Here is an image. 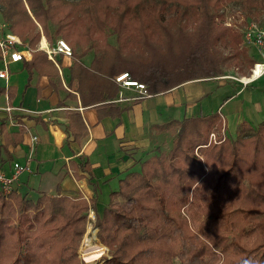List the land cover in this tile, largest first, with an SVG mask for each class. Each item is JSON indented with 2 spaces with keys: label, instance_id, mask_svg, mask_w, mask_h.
<instances>
[{
  "label": "trees",
  "instance_id": "trees-1",
  "mask_svg": "<svg viewBox=\"0 0 264 264\" xmlns=\"http://www.w3.org/2000/svg\"><path fill=\"white\" fill-rule=\"evenodd\" d=\"M228 4L252 16L264 13V0H0V21L33 51L24 62L27 71L52 64L44 52L35 51L40 36L86 45L80 52L73 47L69 68L82 103L92 95L111 98L116 91L112 78L125 73L153 95L187 81L223 76L226 58L213 47L222 42L232 47L237 37L214 20ZM168 10L194 15L193 30L177 26L171 31L163 25ZM155 32L166 45L164 52L152 41ZM98 33L103 35L99 43ZM134 35L147 53L144 63L122 56L125 39ZM109 36L116 45L106 42ZM87 52L92 61L84 67L79 59ZM3 94L10 101L11 90L0 87ZM218 124V115L212 114L164 125L178 127L172 149L125 174L95 218V238L109 252L101 264H264V209H250L264 207V121L254 128L242 123L233 139L205 147ZM188 149H197L202 161ZM116 197L123 203L117 204ZM86 211L79 197L40 194L31 201L15 191L0 194V264L9 251L8 264H60L68 249L53 254L56 234L68 232L72 243L78 240ZM195 213L201 221L193 218ZM43 223L53 226L44 239L34 234Z\"/></svg>",
  "mask_w": 264,
  "mask_h": 264
},
{
  "label": "crops",
  "instance_id": "crops-1",
  "mask_svg": "<svg viewBox=\"0 0 264 264\" xmlns=\"http://www.w3.org/2000/svg\"><path fill=\"white\" fill-rule=\"evenodd\" d=\"M91 58L87 52L79 63L88 67ZM29 60L10 65L7 81L0 80V87L12 92L10 101H5L6 94L0 96V108L22 110L11 114L20 128L9 126L0 112V169L8 174L12 163L23 165L29 153L27 135L35 136L30 173L18 176L14 191L31 201L40 194L79 197L86 204L85 217L92 212L100 218L119 180L159 153L172 129L163 128L167 123L216 114L222 133L235 136L240 124L254 128L264 121V90L250 89L258 79H199L126 104L114 102L115 94L108 99L88 96L81 103L77 81L69 75L70 57L52 54L46 57L51 66L39 72L26 70L24 62ZM208 82L213 87L202 84ZM229 83L232 90L221 95L218 88ZM209 97L217 106L200 115V105ZM114 200L123 203L119 197Z\"/></svg>",
  "mask_w": 264,
  "mask_h": 264
},
{
  "label": "rangeland",
  "instance_id": "rangeland-1",
  "mask_svg": "<svg viewBox=\"0 0 264 264\" xmlns=\"http://www.w3.org/2000/svg\"><path fill=\"white\" fill-rule=\"evenodd\" d=\"M69 1H73V0H69ZM91 17H89L90 20ZM194 23H195V16L192 14H187V15H183L180 12H173L171 10H168L167 12H165L164 15V22L163 25H165L167 28H169L171 31H175L177 26H181V27H185V31L186 32H191L194 28ZM214 23L217 25L222 26L225 29H228L231 33H233L234 35H236V40L237 42L230 47L229 45H227L225 42L216 44L213 47V50L215 53H218L219 55L223 56L226 58L225 63L222 64L221 66V70L223 71V76H219V77H227L226 80H239V81H246L247 78L250 77L251 74V69L254 63H258L261 62V59L255 55L254 50L252 49V47H250L243 39H242V34L243 31L249 26V24L254 25L255 27L258 28H264V13L257 15V16H252L248 13H245L244 11L240 10V6L238 4H228L227 6H224L223 8L219 9L217 12V16L214 20ZM36 28L38 29V27L36 26ZM39 30V29H38ZM103 35H101L100 33L96 34V38L95 39L97 43H99V41L101 40ZM43 37L40 36L39 41H41ZM134 39H138L137 35H134V38H126L125 42L123 44V49H122V56L124 58H128L130 60H134V61H138L141 63H144L148 60L147 58V53L145 52V50L143 48H141L140 46H137V44L134 42ZM21 40V39H20ZM43 40L45 41V46H48V48L53 47L54 41L56 40H61L59 38L56 39H50V41H46L44 38ZM38 41V42H39ZM64 44H66V46H68L71 50V52L73 51V47L76 50V52H80L85 50L86 45L80 43L79 46H73L71 45L68 41H63L61 40ZM152 41H155V44L157 46V48L160 50V52H164L165 51V43L163 42L162 38L158 36V33H154V36L152 38ZM106 42L108 44L111 45H116L114 44V37L113 36H109L106 39ZM40 43V42H39ZM39 43H37L35 45V51L40 48L38 46ZM46 48V47H45ZM41 49V48H40ZM38 51H42L39 50ZM53 68V66H52ZM257 80V79H256ZM205 86H209V87H213V83H202ZM232 83H229V85L226 87H219L218 89H221V95L226 94L225 93V89H227V91H231ZM238 88V85L234 84L233 85V90H236ZM251 90L253 91H259V90H264V76H262L260 79L258 78V81L253 82V87H250ZM216 100H214V97H209L207 99L204 100V102L202 103V105H200V115H206L209 114V112L216 108L217 105H215ZM220 104V103H219ZM198 106L195 109V112H198ZM212 110V111H214ZM198 114V113H195ZM264 120V119H263ZM177 126L172 127L171 131L168 132V136L166 138V140L161 143L160 145V149L162 150V152H160V149L158 150L159 153L162 154H166L168 153L171 149V142L172 140L175 138L176 133H177ZM213 135V138L210 139V135ZM234 138V135H226L222 133L221 130V123L219 122L218 124V129L216 128H212L211 131L209 132V134L207 135L206 138V142H205V147H211V146H215L216 144H219L221 141L223 140H231ZM188 154H192L194 155L197 159L202 161V158L198 152L197 149H188ZM158 154V153H157ZM177 163V160H175V164ZM180 167H182L181 165H179ZM208 168V166H207ZM217 171L216 168H214V170L211 171V175H213L214 171ZM214 179V177H213ZM212 185L211 182H209V187ZM116 202V201H115ZM121 202V201H120ZM117 203V202H116ZM117 204H122V203H117ZM250 209H256V210H263L264 207H255L252 206L250 207ZM181 216H185V211L181 210L180 212ZM199 213H195V216L193 217L195 220L201 221L202 216L198 215ZM84 233L81 237H79L78 240H76L75 242L72 243L73 238H71L70 234L68 232L63 233L62 235L60 234H56L57 235V239L58 243L56 245H54L55 247H53V254L55 255V251L56 249H64L67 248L68 250H64L65 254H63L62 256L64 258L60 259V264H72L75 263L76 264H101L102 259L104 258H108L109 256V252H107V249L103 246L100 245L98 243L97 238H95V235L97 233V228H96V223H95V218L93 220V224L91 226V230H93V234H91V236H94L96 243H98L99 246L96 247V249H93V252L95 253H99L100 251H98L97 249L100 247L103 248L104 252L101 254V256L94 260L91 261V263L84 261L85 257H84V251L82 248V244L83 241L89 236H87L86 234V230L88 228V224H87V220L85 218L84 221ZM191 227L195 230V225L191 224ZM53 226L51 225H47V224H42L41 227H38V229L35 231V235H39V237L41 238H46L48 236H50L53 231H52ZM75 246V247H74ZM75 254V260L73 262V260L71 259V257H69V255L71 254L70 252H72ZM79 252V253H78ZM83 254V255H82ZM2 255H6L7 258L6 260H4V262H2L3 264H8L10 263L12 260H9L10 257V251L3 253ZM80 255V256H79ZM8 260V261H7ZM69 260H72V262H69Z\"/></svg>",
  "mask_w": 264,
  "mask_h": 264
},
{
  "label": "built area",
  "instance_id": "built-area-1",
  "mask_svg": "<svg viewBox=\"0 0 264 264\" xmlns=\"http://www.w3.org/2000/svg\"><path fill=\"white\" fill-rule=\"evenodd\" d=\"M242 39L250 46L255 52L261 62L254 63L251 69L250 77L246 81L252 82L258 79L262 74H264V28L255 27L252 24L243 31ZM40 49L46 54V57L50 59L52 54H59L63 57H70L71 50L66 44L61 40L54 41L53 47ZM37 49V50H38ZM33 51L26 47L15 34L11 33L7 25L0 21V80L7 81L8 79V68L10 65L21 63V61H26L31 58ZM259 67L258 74H255V68ZM227 77H221V79H226ZM115 84V98L114 102L119 103H129L133 101H139L141 99L149 98L150 94L143 84H138L133 81L128 74H120L113 78ZM5 101L7 97L5 96ZM21 111V109H15L7 105L4 108H0V112H3L6 116L9 126L20 128L19 124L12 119V112ZM26 135L28 132H26ZM29 136V146H28V155L25 158L23 165H18L16 163L11 164V169L8 174L3 172L0 169V194L2 196L9 195L14 191V186L17 182V178L21 174L30 173L29 163L32 162V157L34 154V146L36 144V137ZM213 138V135H210V139ZM86 220L88 228L91 229L94 216L92 212L86 214Z\"/></svg>",
  "mask_w": 264,
  "mask_h": 264
},
{
  "label": "bare ground",
  "instance_id": "bare-ground-1",
  "mask_svg": "<svg viewBox=\"0 0 264 264\" xmlns=\"http://www.w3.org/2000/svg\"><path fill=\"white\" fill-rule=\"evenodd\" d=\"M39 45H40L41 49L45 48L44 47L45 44H44V40L43 39L40 41ZM255 69L256 70H255V74L254 75L258 74L259 67L255 68ZM242 82L244 83V81H242ZM245 82H247V81H245ZM86 234H87V236L88 235L89 236L83 241L81 249H83V251H84V257H85L84 261L91 263V261H94V260L98 259L101 256V254L104 252V250H103L102 247L101 248L99 247L97 249L98 251H100L99 253L93 252V249H96V247L99 246V245H98V243H96V240H95L94 236H91V234H93V230H91L90 228H87Z\"/></svg>",
  "mask_w": 264,
  "mask_h": 264
},
{
  "label": "water",
  "instance_id": "water-1",
  "mask_svg": "<svg viewBox=\"0 0 264 264\" xmlns=\"http://www.w3.org/2000/svg\"><path fill=\"white\" fill-rule=\"evenodd\" d=\"M85 264V263H84Z\"/></svg>",
  "mask_w": 264,
  "mask_h": 264
}]
</instances>
